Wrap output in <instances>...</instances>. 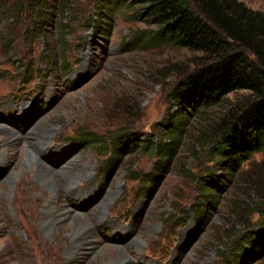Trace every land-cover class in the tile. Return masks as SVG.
Masks as SVG:
<instances>
[{
	"label": "rangeland",
	"instance_id": "obj_1",
	"mask_svg": "<svg viewBox=\"0 0 264 264\" xmlns=\"http://www.w3.org/2000/svg\"><path fill=\"white\" fill-rule=\"evenodd\" d=\"M240 1L264 12V0ZM111 5L0 0V152L13 156L9 163L0 160V264L119 263L121 250L129 264H234L240 237L264 222L255 193L264 179V153L226 176L224 189L209 196L212 207L202 180L225 177L224 165L196 136L249 93L230 94L205 117L190 118L170 162L143 150L114 154L111 140L121 132L166 141L176 110L169 94L203 56L146 44L153 27ZM10 133L32 145L11 142ZM89 136L102 144L87 142ZM158 162L168 167L150 186L147 175ZM39 163L54 176L66 172L70 184L54 194L38 181ZM54 207L85 219L64 225L52 218L49 234L43 214ZM84 226L99 240L88 241L84 232L69 254L75 230ZM98 246L108 247L106 257L97 255ZM252 264H264V257Z\"/></svg>",
	"mask_w": 264,
	"mask_h": 264
},
{
	"label": "trees",
	"instance_id": "obj_2",
	"mask_svg": "<svg viewBox=\"0 0 264 264\" xmlns=\"http://www.w3.org/2000/svg\"><path fill=\"white\" fill-rule=\"evenodd\" d=\"M111 2L115 8L124 6L134 11L153 27L144 39L146 44L171 45L203 56L201 64L180 79L169 94L176 110L169 116L166 141L140 139L135 132H121L111 140L114 154L124 156L143 150L159 156L162 163L170 162L189 132L190 118L205 117L211 107L224 103L230 94L249 93L217 125L196 136L202 147L212 146L215 162L224 165L225 177L212 174L202 180L203 196L214 207L210 197H217L216 192L224 189L226 176L238 172L254 154L264 153V12L253 10L240 0H103L105 6L114 8ZM89 137L87 142L102 144L95 136ZM167 167L158 162L156 170L147 175L148 185L156 186ZM256 190L260 209L264 207V179ZM198 222L200 225L202 220ZM254 228H248L251 230L240 237L234 264H252L264 257V222Z\"/></svg>",
	"mask_w": 264,
	"mask_h": 264
},
{
	"label": "bare ground",
	"instance_id": "obj_3",
	"mask_svg": "<svg viewBox=\"0 0 264 264\" xmlns=\"http://www.w3.org/2000/svg\"><path fill=\"white\" fill-rule=\"evenodd\" d=\"M8 140H10L11 142H19L21 140L27 147H30L29 145H32L30 143V141H28L29 140L28 137L19 136L18 134H15V133L14 134L10 133L9 136H8ZM12 158H13V156L8 154L7 152H0V160L2 162L9 163L12 160ZM30 159H31V161L33 160V162L37 161L33 151L30 152ZM39 166L40 167L37 170V176H38L39 183L41 185L48 186L49 188H51V190L54 191V194H56V192H58V190L61 187L64 188L65 186L68 185V183H69L68 181L69 180H67L68 178H66L67 173L64 172L63 170H62L63 172L60 171V174H59L60 177H58V176H54V174L51 175L50 172L48 170H46L44 168V166L41 165L40 163H39ZM68 212H70V211L67 208H64V209H61L60 207H58V208L56 207V209H55V207L54 208H48L43 214V216H45V220L43 221V229H44V231L49 233V234L51 233V231L53 229L52 225H51V222L53 221L52 218H54V220L57 219V221L59 223H61V224H64V223L68 222V223H70V225H71V223L74 224V223H76V222H78L80 220H84L85 219V217L83 218L82 216H79L77 214H76V216H70V215H68ZM69 220H71V221H69ZM89 231H91V232H89ZM84 232H87L88 235H89L88 236V241L94 242V241H98L99 240V239L95 238L96 235L94 234V231H92L90 229L89 226L77 227V229L74 232V236L72 238V241H73L72 246L68 250L69 254L74 252L75 245H76L75 241H78L79 237L82 236V234ZM93 244H95V243H93ZM95 246H97V244H95ZM107 248L103 247V246L102 247L98 246V248H97V253L98 254L97 255H99V256L107 255V253L109 252ZM105 264H107V263H105ZM110 264H129V256L126 255V252L124 250H121V260L119 261V263L110 262Z\"/></svg>",
	"mask_w": 264,
	"mask_h": 264
}]
</instances>
